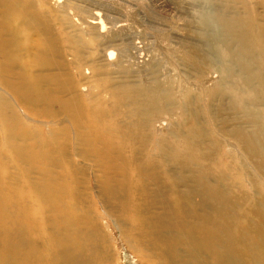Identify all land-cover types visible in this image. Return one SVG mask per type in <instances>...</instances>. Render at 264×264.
<instances>
[{
  "label": "rangeland",
  "instance_id": "obj_1",
  "mask_svg": "<svg viewBox=\"0 0 264 264\" xmlns=\"http://www.w3.org/2000/svg\"><path fill=\"white\" fill-rule=\"evenodd\" d=\"M263 1L47 0L45 3L43 0H34L30 9L32 12L35 8H39L53 15L51 27L53 32L59 35L55 34L57 39L54 45V48L57 46L55 55H62L64 59L66 58L65 61L69 62L76 50H80L79 54L83 58L86 57L82 59V62L89 60L84 64L85 67L82 65V69L89 70L94 65L98 73L104 71L106 77L102 81L104 86L97 80L104 74L94 78L92 75L74 70L75 76H72V80L78 84L76 93L80 99L83 100L85 95H80L79 92L86 93L82 88H89L88 97L96 96V100L98 98L105 100L109 106L117 103L116 107L120 113L115 119L121 120L129 108L126 107L125 93L122 91H128L129 85L137 88L136 83L142 80L148 82L160 80L161 87L166 88L168 92L166 91L164 99L157 100V104L163 103V108L156 113L154 129L150 135L151 140L146 143L147 153L151 155V158L162 157L161 151L155 148L159 139L173 142V147L169 151L176 147L174 148L176 152H182L174 146L179 143L174 140L171 131L184 127V114L187 108L185 104L189 100L191 103L189 108L194 107L192 110L194 109V118L198 126L200 125L205 131L211 129V135L217 138V146L222 149L218 150V158L214 153L208 158L206 154L210 152L211 145L207 144V146L205 141L195 146L194 150H189V154L193 159H197L211 176L221 171L220 164L215 165V158L220 159L222 166L228 162L229 170L226 172L229 174V180L226 181V185L229 184L232 188L231 195L237 198L240 192H247L250 197H253L258 189L264 190L262 170L257 168L254 159L245 158L242 146L226 134L227 129L233 127L231 117L237 120L239 118L247 132L256 130L252 124L257 105L250 97L247 100L242 97L243 99L238 101L240 103L233 104L234 97L228 91L229 84L224 82L222 77V74L227 76L228 72H221L219 68H216L222 65L230 67L231 57L221 58L224 52L214 48L216 36L213 35L210 27L205 26L201 15L206 12L214 14L215 18L213 17L212 21L216 24L217 21L220 23V17H222L221 20L224 23L229 20L240 24L239 26L243 29L244 18L258 12L259 19L256 15L254 20L255 23L258 22L256 19L260 22L252 24L254 34L258 35L257 28L264 26V17H261L264 13V6L261 5L264 4ZM249 8L254 12L249 13ZM236 9L239 16L234 13L237 12ZM215 11L219 12V15L221 13V16L219 17ZM237 16L238 18H235ZM13 27L18 28L19 37L29 38L28 47H33V42L39 41L36 33L28 32L25 28L23 29V26L13 25ZM217 44H220L218 40ZM59 46H62L61 49ZM108 51L112 53L110 59L106 56ZM21 54L25 56L26 51H21ZM55 59L58 60V57ZM27 60V57H24L21 63H26ZM242 60L252 68L257 66L252 56L243 55ZM106 67H109L108 71L105 70ZM30 72L40 73L37 70ZM215 82L217 84H214ZM111 84L115 86L112 92L119 93L114 97L110 96L105 88ZM81 85L84 87L80 89ZM215 88L217 91L211 94L209 91ZM241 88L234 93L236 97L241 94V91L243 95L245 94ZM16 97L18 101L16 110L21 114V119H17H23V122L16 124L17 129L2 128V125L8 123L0 122V246H5L7 251L5 259L9 260L8 254L17 251L18 260L24 258L23 262H26L29 257L33 259L37 257L38 261H41L39 264H264V234L262 233L264 219L258 221L262 228L257 230L250 225V222H245L242 208L239 206L234 207L235 209L229 208L228 215H225L222 210L217 212L219 203L212 199L214 198L212 192L211 198V194L202 195L198 191L199 187L193 186L188 189L182 183L181 179L190 174L188 172L190 169L183 172L176 168L180 167L179 160L162 163L164 167L161 170L162 176L168 178L169 175L173 178V180L164 179L162 183L166 184V187L173 185L174 193L165 191L160 196H156L159 194L151 193L155 185L150 184L149 195L138 193L126 197L123 186L115 183L99 194L100 183L96 176L98 169L89 163L90 157H82L83 152L78 153L79 157H70V153L77 145L75 140L71 141V145L66 148L65 153L69 156L61 150L60 152L52 150L53 154H46L45 159L33 158L35 151L45 150L40 139H46L47 136H44L42 132L47 135L52 125L59 128L64 121L66 125H70L71 122L70 124L66 122L59 107L46 103L45 96L40 102H36L33 96ZM85 116L88 117V112ZM223 123H227V128H220ZM36 132L41 133L36 136ZM37 137L39 144H34L33 141ZM204 145L209 147V151L206 149L201 153V147L204 148ZM31 152H33L32 156ZM184 153L188 155V151ZM190 163L197 164V161L193 160ZM231 163L236 166L241 163L246 169L238 173L241 167H231ZM60 166L65 167L67 175L76 178L78 185L75 192L72 190L71 183L68 184V194H64L60 189L57 190L60 187V180L63 179ZM74 166L77 169L76 173L71 170ZM186 167L189 168L188 165ZM196 176L204 177L205 175L196 172ZM109 183L104 181L103 185H109ZM185 183L191 185L192 182L186 180ZM71 192L73 195H70ZM59 193L60 201L63 203L56 201L55 194L59 195ZM73 197H76L78 205H71L70 200ZM243 203L250 204L248 199L243 200ZM238 227L241 230L243 227L249 230L246 242L244 244L239 240L234 241L229 248V245L222 240L228 239L226 236L228 233H232L236 239L240 238L242 231L237 232ZM19 232L21 234L17 237ZM8 245H11V248ZM12 246L15 247L12 248ZM203 247L206 249H200ZM217 248H220L218 250L222 254ZM29 253L35 255L29 256ZM15 261L17 263V260Z\"/></svg>",
  "mask_w": 264,
  "mask_h": 264
},
{
  "label": "bare ground",
  "instance_id": "obj_2",
  "mask_svg": "<svg viewBox=\"0 0 264 264\" xmlns=\"http://www.w3.org/2000/svg\"><path fill=\"white\" fill-rule=\"evenodd\" d=\"M33 1L34 0H0V122L8 123L6 125H2L1 126L2 128L17 129L16 124H20L21 122H23V119L18 120L21 114L18 113V111L16 110V106L18 104L16 96H21V95H24V96L28 95V97L33 96L36 102L43 101L42 99L45 96L44 101L46 103L53 104L54 106L59 107V111L61 114L65 116L66 122H68V124H70L71 122V124L66 125L64 121V123H61L59 125V128H55L53 127L54 125H52V128L49 129V131L47 132V135H45V133L42 132L44 136H47L46 139H40L41 143L44 146L43 148L45 150H42L41 152H39V150H37L38 152L35 151L34 152L35 155L33 158L40 157L42 159H45L46 154L52 155L53 151L60 152V150L64 154H67L65 153L67 146L71 145V141L75 140L74 142L77 145L75 149L70 153V157H73V158L79 157L77 156L79 152H83L81 155L82 157H90L89 163H92L93 166H95L98 169L96 171L97 172L96 176H98L97 177L98 182L100 183L99 194H102L111 184L115 183L118 186H121V187L123 186L126 192V197L128 195L133 196L138 193L142 195H147V194L149 195V193L151 192L149 190L150 184L155 185L153 186L151 193L159 194L156 196H160L161 193H164L165 191H167L168 193H174L175 189L173 185L172 186L168 185L169 187H166V184L162 183L164 179L173 180V178L169 175H168V178L166 176H162L163 172L161 170L164 169V167L162 166V163L163 161L171 162L174 160H179L180 167H176V168H179L183 172H187V169H190L188 171L190 172V174L186 176L185 178L181 179L182 183L185 186H187L188 189L192 188L193 186L199 187L198 191H200L202 195H206V196L210 195L212 192L214 194L213 196L214 198H212V194L210 195L211 198L217 203H219L218 209L216 211L219 212L222 210L224 211L225 215H228L229 210H230L229 208L235 209L234 207H237V206L241 207L242 216L246 219L245 222H250V225L257 230L262 228L261 223L258 224V221H260L261 219H264L260 217V216L264 217V190L258 189L256 194L253 193L254 194L253 197H250V194H248L247 192H240V195L237 198H234L231 195L232 188L229 186V184L226 185V181L229 180V174L228 172H226L227 170H229V167L227 165L228 162H226V164L225 165L223 164L224 166H222L221 162L219 161L220 159L219 160L217 159L219 157L218 150L221 149L217 146V142H216L217 138L215 139V137L211 135V132H210L212 131L211 129L210 131H205L204 129L201 128L200 125L198 126L197 121L194 118V114H195V112L193 111L194 109L192 110V108L194 107H192L191 109L189 108L191 106V105L189 106V104H191L189 103L190 102L189 100H187L185 104L187 106L185 111L188 113L185 112L184 114V124H183L184 127L178 128V130L176 131L174 129L171 131L172 137L174 138L176 142L179 143L174 146H177L179 149H181L182 152L181 153L176 152V150L174 149L176 147H174L173 150L169 151V149L173 147V144H172L173 142L172 141L170 142L169 140L165 141L164 139H159L157 140L155 144V148L161 151L160 153L162 157H159V159L151 158V155L147 153L146 143L147 141L151 140L150 135L152 134L153 129H154L153 125L156 119L155 118L156 113H158V111H160L163 108V103L160 102L159 104H157V100L164 99L165 93L167 91L166 88L164 89L163 87H161V84L159 82L160 80L156 79L153 82L142 80L141 82L136 83L137 84L136 86H138L137 88H135L134 85H129L128 91L126 90L122 91L125 93L124 100L126 98V107H129V108L127 109L128 111L124 113V116L121 120L115 119L116 115L120 113L119 109H117L116 107L118 105L117 103H114L113 105L109 106L108 104H106L105 100L103 101V100H100L99 98L96 100V96L88 97L89 88L88 86H87L88 89L82 88L84 87L83 86L84 84L80 86V89L82 88L83 92L86 91V93L84 94L81 91L79 93L80 95H85V98L83 100L80 99L79 95L76 93L78 84L76 83L75 80H72V76H75V73L73 71L74 70H76V72L82 71L85 74L92 75V77L94 78H97L99 74H104V76L101 79L100 78L97 79L100 82L99 84L101 85H103L102 81L106 79L105 73L104 71L102 73H98L99 71H97L98 69H96L94 65L91 69H89L90 71L88 70V68L82 69L83 67H85L84 64L88 62L89 60L87 61L86 59L84 62H82V59H85L86 57L83 58L82 55L79 54L80 50L79 51L76 50V53H74L73 55L70 54L73 56V58L69 62L65 61L66 58L64 59L63 58L64 56L62 57V55H59V54L55 55L54 52L57 46L54 48V45L56 42L55 40L57 39H55L56 33L53 32V28L51 27V23L53 21L52 20L53 15H51V13L47 14L45 11H43L42 9L40 10L39 8L38 9L35 8L31 12L30 7L33 6ZM43 1L47 3V0H43ZM261 5L264 6V4H261ZM230 9L231 7L229 8V10ZM248 11L249 13L254 12V11H251L250 8L248 9ZM211 12H214V11H211ZM231 12L229 14H231ZM217 13H218V16L220 17L221 13L220 15H219V12ZM234 13L238 15L239 12L237 10V12H234ZM252 14L254 15L249 16L248 18L247 17L244 18L243 20L244 22L242 25L243 29H241V27L239 26L240 24L238 25L237 23L235 24L232 21H229V20L227 21L226 20L227 18L225 19L227 22V23L225 22L226 23L225 24L224 21L221 20L222 17H220L221 19L219 17H216L220 19V23L217 21V24H218L217 25L215 22L212 21V18L213 17L215 18V15L208 14L207 12L206 14L201 15V19L204 22L205 26H208L213 30V33H214L213 35H215L216 39L219 41L220 44H217V40H215L216 44L213 46L214 48L216 47L218 50H221L222 53L224 52L223 55L221 54V58L231 57L229 59V61L231 62L230 67L226 65H222L221 67H216V68H219L221 72H228L227 76L223 75L222 73L221 74H222L224 82L229 84V86L228 85L227 86L229 89L228 91H230V93H232L231 95L234 97L232 99V101L234 100L233 104L236 105V103H240L238 102L239 100H242L243 98L244 99L246 98L247 100L250 97V99L254 101V104L257 105V108L255 109V112L253 114L254 123L252 124L254 128H256V130L247 132L246 127H244V125L242 124L243 123L242 121L240 122L239 118L237 120L234 117H231L230 119L233 122L232 123L233 127L231 126L232 128L227 129L226 134L233 137L237 141V143L242 146L241 149L245 153L244 157L250 158L251 160L254 159L256 162L257 168L259 170H262V172L264 173V26L262 25V27L257 28V30H259L258 35H256V33L254 34L252 24L255 25L256 23L260 22V20H258L259 19L258 12L256 14L255 13H252ZM256 15L258 17V19H256L258 22L255 23L254 19L256 18L255 17ZM238 16L235 18H238ZM261 17H264V13L263 15L261 14ZM219 19H215V20H219ZM237 20L241 21V19H237ZM219 24L221 27L219 26ZM13 25H16L18 27L23 26V29L25 28L28 32L36 33V35L39 37V41L33 42L34 48L28 47L29 38L19 37L20 33L17 34L18 28H14ZM218 37H221V38L219 39ZM19 39H21L22 41H20ZM69 39H72V38H69ZM212 43L213 42H211V44ZM72 46L75 47L73 43H72ZM61 47L59 46L60 49ZM210 48L212 50V47ZM21 51H26V55L23 56L21 54ZM252 54H254V56ZM243 55L254 57L255 63L257 64V66L255 68H252L251 66H249L248 63L243 62L242 60ZM106 56L108 59H110L112 58V53L108 51ZM24 57H27L28 60L26 63H21ZM55 57H58V60H56ZM197 57L199 58L200 56H197ZM221 64L222 63H220V65ZM61 68L62 70H59ZM21 69L23 71H21ZM33 70L40 71V73L33 74L34 72L33 73L30 72ZM53 70L54 72H51ZM56 70H58L57 73H55ZM105 70L108 71L109 67L108 68L106 67ZM207 77H205V79ZM216 82L214 84H217ZM43 86H45V88H42ZM241 87L243 88L245 94L243 95L241 91L242 95L240 94L238 97H236L234 93L237 92ZM105 88H106V92L112 97L119 94L116 92H112L115 90L114 84L105 86ZM216 91L217 89L215 88L213 90H210L209 92L213 94ZM220 109H223V108H220ZM86 112H88V117L85 116ZM227 126H228L227 123H223L222 125H220V128H227ZM40 133L41 132H38V133L36 132V136L37 134H40ZM205 141H207V143H205L206 145L210 144L213 147L212 148L210 146L211 148L210 152L206 154V157L209 158L211 157V154L214 153L217 156V158H215V165H219V164L221 165V166L219 165V167L221 168V171L220 172L218 171L219 174L215 172L216 174H214V176L212 174L213 177L208 174V172L202 166V164H199V161L197 159L195 158L193 159V157L189 154V150H192V149L194 150L195 146ZM33 142L34 144L36 143L39 144V138L37 137L36 140ZM206 145H204L205 146L204 148L201 147L202 149L201 153L206 149H208L209 151V147H207L208 145L207 146ZM48 146H50V148ZM185 151H188V155L184 153ZM32 153L33 152H31V156H32ZM233 158L234 156L232 157V159ZM193 160H196L197 164L190 163ZM238 164L236 166L235 164L233 165V163H231L230 166L231 167H241L238 170V173H239V171L240 172L243 171L244 168L242 167L241 163L239 165ZM187 165L189 166V168L186 167ZM60 167H61L60 174L63 177V179L60 180V187H58L57 190L60 189L64 194H68L69 192L68 184L71 183L72 190L75 192L77 190V185H78L76 183V178L73 176H70L69 174L67 175V170L65 171L64 166H60ZM71 170L74 173H76L77 171L76 166L71 168ZM196 172L203 173L205 176L204 177L196 176ZM186 180L191 181L192 182L190 183L191 185L186 184L185 183ZM233 180L235 179L233 178ZM104 181L105 183L109 181L110 182L109 185L104 186L103 185ZM73 182H75L76 184L74 185ZM247 183L250 185L249 181H247ZM164 188L166 190H164ZM70 195H73V193L71 192ZM55 198H56L57 203L61 202L60 193L59 195L55 194ZM245 199H248L250 204L243 203V200ZM169 201L168 203H170ZM161 202H164V201H161ZM61 203H63V201ZM70 203L71 205L72 204L78 205V201L76 197H73L70 200ZM213 204L216 205V203H213ZM170 218H171V215H170ZM255 218H258V219H255ZM68 221H71V220H68ZM160 222H161V219H160ZM242 229L244 231L239 229V227L237 230V232L242 231L240 233V238L236 239L233 237L232 233H228L226 235L228 239L224 238L222 242L225 241L224 243L229 245V248H230V245H232V242L234 241L238 242L237 240L245 244L246 235H248L249 230L248 229L245 230L244 227ZM262 233L264 234V232ZM20 234L21 232L17 234V237ZM212 243L215 244V242H212ZM10 246L8 245V247ZM14 247L12 246V248ZM194 249L196 250V248ZM200 249L204 250L206 248L203 247ZM218 249L220 248H217V250ZM202 252L204 253V251ZM68 254L66 255V258L68 257ZM223 254H224V251H223ZM5 255H7L5 246L4 247L0 246V264H13V262L15 264H21L23 260H25L24 258H21L20 260L17 259V257L19 256L17 251H13L12 254H8L10 256L9 260L5 259L6 257ZM34 255L35 254L29 253V256H34ZM226 258H228V256ZM15 260H17V263ZM40 262L41 261L40 260L38 261L37 257L34 259L29 257L27 261L23 262L22 264H39Z\"/></svg>",
  "mask_w": 264,
  "mask_h": 264
}]
</instances>
